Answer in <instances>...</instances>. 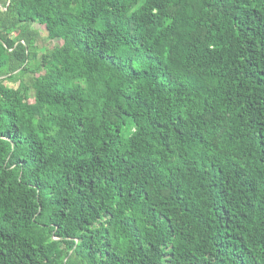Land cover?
<instances>
[{"label":"trees","instance_id":"trees-1","mask_svg":"<svg viewBox=\"0 0 264 264\" xmlns=\"http://www.w3.org/2000/svg\"><path fill=\"white\" fill-rule=\"evenodd\" d=\"M0 264H264V0H0Z\"/></svg>","mask_w":264,"mask_h":264},{"label":"rangeland","instance_id":"rangeland-1","mask_svg":"<svg viewBox=\"0 0 264 264\" xmlns=\"http://www.w3.org/2000/svg\"><path fill=\"white\" fill-rule=\"evenodd\" d=\"M41 33V41H39V50L40 51H50L56 44H58L56 41H48L46 39L47 33L45 32L44 28H39ZM8 85H10L8 83Z\"/></svg>","mask_w":264,"mask_h":264}]
</instances>
